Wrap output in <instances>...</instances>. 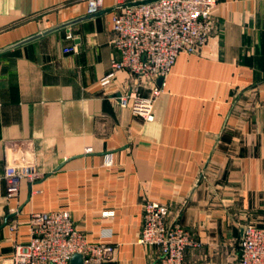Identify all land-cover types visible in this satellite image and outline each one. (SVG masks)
<instances>
[{
  "label": "crops",
  "instance_id": "crops-1",
  "mask_svg": "<svg viewBox=\"0 0 264 264\" xmlns=\"http://www.w3.org/2000/svg\"><path fill=\"white\" fill-rule=\"evenodd\" d=\"M115 13L0 55V264L29 243L34 214L61 211L90 242L111 235L109 264H159L139 243L148 200L200 244L188 264H240L245 227H264V0H217L209 45L179 55L152 122L117 103L137 85L129 72L101 85L119 58ZM87 14L86 0H0V50Z\"/></svg>",
  "mask_w": 264,
  "mask_h": 264
},
{
  "label": "built area",
  "instance_id": "built-area-1",
  "mask_svg": "<svg viewBox=\"0 0 264 264\" xmlns=\"http://www.w3.org/2000/svg\"><path fill=\"white\" fill-rule=\"evenodd\" d=\"M139 0H116L117 6ZM217 0H160L149 5L121 9L113 16L112 46L119 54L112 61V73L101 81L107 86L118 71H127L137 80L129 96L117 98L120 108L131 105L134 115L145 122L154 120V104L161 96L164 81L180 54H200L213 34L212 12ZM104 0H87V13L103 10ZM68 40L74 36L69 33ZM76 51L68 48L65 53ZM162 79V84L158 85ZM146 83L154 85L152 95L144 98L139 90ZM105 166H115L113 153L105 155ZM36 176H30L33 182ZM9 196L17 194L21 176L15 168L5 174ZM113 213H103L110 217ZM168 206L153 200L144 205L140 245L160 251L159 264H188L186 252L200 244L177 221H170ZM16 228L12 227V231ZM31 239L18 246L15 255L2 264H71L75 255L83 256V264H109L116 246L108 233L90 242L75 226L68 211L34 214L30 222ZM240 264H264V227L248 225L241 242Z\"/></svg>",
  "mask_w": 264,
  "mask_h": 264
},
{
  "label": "water",
  "instance_id": "water-1",
  "mask_svg": "<svg viewBox=\"0 0 264 264\" xmlns=\"http://www.w3.org/2000/svg\"><path fill=\"white\" fill-rule=\"evenodd\" d=\"M158 1H160V0L132 1V2H128V3H125L123 5H120V6H116V7L111 8V9L101 10L98 13H95V14H87L85 16H82V17L78 18V19L63 23L61 25H57V26H55L53 28L47 29L45 31H42V32L38 33L37 35H34V36H32V37H30L28 39H25V40H23V41H21L19 43H16L14 45L6 47V48L0 50V55L9 53L11 51H14V50H16L18 48L24 47V46H26L28 44H31V43H33L35 41H38V40H40L42 38L48 37V36H50L52 34L60 32V31L69 30L70 28L74 27L77 24H80L82 22H86V21H89V20H93V19H95L97 17H100L102 15L113 13V12L121 10V9L137 8V7L149 5V4H152V3H156ZM162 82H163V80L160 79L159 80V84L161 85ZM71 264H83V256L79 255V254L75 255L73 257V259H72Z\"/></svg>",
  "mask_w": 264,
  "mask_h": 264
},
{
  "label": "rangeland",
  "instance_id": "rangeland-1",
  "mask_svg": "<svg viewBox=\"0 0 264 264\" xmlns=\"http://www.w3.org/2000/svg\"><path fill=\"white\" fill-rule=\"evenodd\" d=\"M86 2H87V0H86Z\"/></svg>",
  "mask_w": 264,
  "mask_h": 264
}]
</instances>
